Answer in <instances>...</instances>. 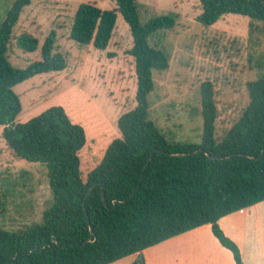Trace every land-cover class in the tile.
Instances as JSON below:
<instances>
[{
    "label": "trees",
    "instance_id": "trees-1",
    "mask_svg": "<svg viewBox=\"0 0 264 264\" xmlns=\"http://www.w3.org/2000/svg\"><path fill=\"white\" fill-rule=\"evenodd\" d=\"M30 1L13 0L0 21V126L15 157L45 166L52 199L40 221L17 230L0 227V264H108L203 224L211 225L235 264H244L218 219L264 200V64L257 78L246 82L247 105L221 136L215 133L213 83L202 81L201 141H176L152 120L148 101L153 71L169 66L168 54L151 45L148 37L156 30L172 29L175 13L142 24L137 0H114V9L79 4L69 38L104 50L119 11L132 37L126 53L133 58L136 75L135 106L117 118L120 136L111 140L83 178L80 151L85 132L61 105L15 121L21 102L13 87L66 67L63 54L54 51V30L46 36L39 60L24 68L10 64L12 28ZM199 5L196 19L205 26L227 13L246 15L264 26V0H199ZM15 41L24 51L38 46L37 38L27 32ZM131 264H145L143 256Z\"/></svg>",
    "mask_w": 264,
    "mask_h": 264
},
{
    "label": "rangeland",
    "instance_id": "rangeland-1",
    "mask_svg": "<svg viewBox=\"0 0 264 264\" xmlns=\"http://www.w3.org/2000/svg\"><path fill=\"white\" fill-rule=\"evenodd\" d=\"M13 0H0V21ZM114 9V0H31L12 28L7 54L13 67L24 68L41 58V46L51 30L55 49L66 59L61 71L40 73L13 87L21 102L16 122H24L44 109L61 105L72 122L80 124L86 141L80 151L83 178L101 160L112 139L120 136L118 116L135 106L134 61L129 27L116 10V25L107 47L79 44L69 38L73 15L81 3ZM140 23L173 12L172 29H159L148 37L165 51L169 66L154 70V89L148 94L150 117L166 137L200 143L202 116L199 86L213 83L218 110L215 133L221 136L247 105L246 82L257 78L264 64V26L246 15L224 14L205 26L196 16L199 0H137ZM27 32L38 40L34 51L16 45ZM0 126V227L17 230L41 220L51 203L47 170L40 162L15 157L6 146ZM116 264H128L123 259Z\"/></svg>",
    "mask_w": 264,
    "mask_h": 264
},
{
    "label": "crops",
    "instance_id": "crops-1",
    "mask_svg": "<svg viewBox=\"0 0 264 264\" xmlns=\"http://www.w3.org/2000/svg\"><path fill=\"white\" fill-rule=\"evenodd\" d=\"M222 232L239 248L244 264H264V200L218 219ZM145 264H235L232 252L203 224L140 251ZM134 253L123 259L131 264Z\"/></svg>",
    "mask_w": 264,
    "mask_h": 264
},
{
    "label": "water",
    "instance_id": "water-1",
    "mask_svg": "<svg viewBox=\"0 0 264 264\" xmlns=\"http://www.w3.org/2000/svg\"><path fill=\"white\" fill-rule=\"evenodd\" d=\"M148 161H149V160H148ZM89 191H90V189L87 190V192H86V196L88 195ZM102 197H103V196H102ZM87 220H89L88 216H87ZM138 253H139V258H141V256H142L141 252H138Z\"/></svg>",
    "mask_w": 264,
    "mask_h": 264
}]
</instances>
